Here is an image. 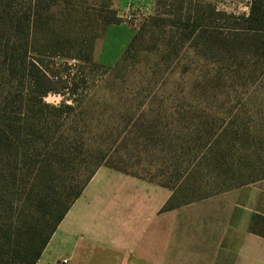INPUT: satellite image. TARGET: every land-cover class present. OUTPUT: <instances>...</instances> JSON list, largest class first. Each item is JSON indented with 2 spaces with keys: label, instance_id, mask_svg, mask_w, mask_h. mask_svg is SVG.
I'll return each instance as SVG.
<instances>
[{
  "label": "rangeland",
  "instance_id": "rangeland-1",
  "mask_svg": "<svg viewBox=\"0 0 264 264\" xmlns=\"http://www.w3.org/2000/svg\"><path fill=\"white\" fill-rule=\"evenodd\" d=\"M250 1L0 0V127L12 139L0 148V243L38 221L43 196L82 180L93 151L161 190L154 264H196L198 203L264 181V42L246 29ZM107 8L128 43H102L119 26L104 23ZM33 57L67 65L75 103L30 92L21 70Z\"/></svg>",
  "mask_w": 264,
  "mask_h": 264
},
{
  "label": "crops",
  "instance_id": "crops-1",
  "mask_svg": "<svg viewBox=\"0 0 264 264\" xmlns=\"http://www.w3.org/2000/svg\"><path fill=\"white\" fill-rule=\"evenodd\" d=\"M139 0H124V4ZM102 43H128L123 23ZM119 51L109 52L106 62ZM161 190L101 167L60 222L36 264H154L153 214ZM196 209V264H264V181L226 191ZM204 208V209H203ZM165 220V219H164ZM167 227H160L162 238ZM166 239V238H165ZM160 241L167 247V239ZM166 243V244H165Z\"/></svg>",
  "mask_w": 264,
  "mask_h": 264
},
{
  "label": "trees",
  "instance_id": "trees-1",
  "mask_svg": "<svg viewBox=\"0 0 264 264\" xmlns=\"http://www.w3.org/2000/svg\"><path fill=\"white\" fill-rule=\"evenodd\" d=\"M157 3L159 0H156ZM108 14V15H107ZM104 23L118 25L122 21L117 17V13L109 8L106 10V17ZM248 27L246 28L252 34H263L261 37L264 42V0H251L249 3V16L247 18ZM139 34V33H138ZM137 36H134L130 44L126 47L123 54H127L133 45ZM92 45L87 46L88 52L86 55V62L89 65L99 66L94 63L91 52ZM32 61L27 62L22 66L21 75L25 79L30 89V92L38 95L39 98L45 97L48 93H58L66 96L65 100L71 104L76 102V85L70 82V73L67 72V65H64L66 75L60 73L58 69L55 71L44 64L43 59L33 57ZM75 60V57H71ZM52 63L53 61L50 60ZM17 71L8 69V76H15ZM56 84L58 86L53 87ZM68 109L71 107L66 105ZM12 140L8 136L5 128L0 127V148L10 145ZM88 160L84 163L82 169L88 168L87 175L76 182H70L63 187V190L57 196H43L42 203L39 209L41 215L30 226L24 227L22 225L16 227L14 232L10 230L3 231L8 235L7 241L0 243V264H36L40 258L44 248L50 241L52 235L56 231L60 222L63 220L72 204L80 197L84 188L91 180L96 171L105 167L126 175L128 173L119 168L111 166L107 163L109 157L100 152H87ZM81 169V170H82ZM23 220V219H22ZM21 220V221H22ZM2 234V233H1Z\"/></svg>",
  "mask_w": 264,
  "mask_h": 264
},
{
  "label": "built area",
  "instance_id": "built-area-1",
  "mask_svg": "<svg viewBox=\"0 0 264 264\" xmlns=\"http://www.w3.org/2000/svg\"><path fill=\"white\" fill-rule=\"evenodd\" d=\"M66 263L65 261H63V264Z\"/></svg>",
  "mask_w": 264,
  "mask_h": 264
}]
</instances>
